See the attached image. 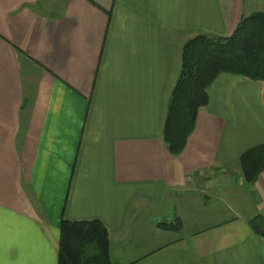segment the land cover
<instances>
[{"label": "crops", "instance_id": "1", "mask_svg": "<svg viewBox=\"0 0 264 264\" xmlns=\"http://www.w3.org/2000/svg\"><path fill=\"white\" fill-rule=\"evenodd\" d=\"M254 13L264 0H0V264H58L63 220L103 222L118 264H264V171L249 185L239 163L264 143V83L219 75L184 150L164 139L186 42Z\"/></svg>", "mask_w": 264, "mask_h": 264}, {"label": "trees", "instance_id": "2", "mask_svg": "<svg viewBox=\"0 0 264 264\" xmlns=\"http://www.w3.org/2000/svg\"><path fill=\"white\" fill-rule=\"evenodd\" d=\"M223 73L242 75L264 83V13L244 17L227 37L200 34L183 47L182 67L169 98L164 139L169 150L180 154L194 130L199 111L209 103V89ZM244 179L252 185L264 171V143L242 154ZM254 233L264 238V217L249 221ZM180 230L182 221L160 224ZM58 264H118L110 254V235L100 220L68 221L60 226Z\"/></svg>", "mask_w": 264, "mask_h": 264}, {"label": "rangeland", "instance_id": "3", "mask_svg": "<svg viewBox=\"0 0 264 264\" xmlns=\"http://www.w3.org/2000/svg\"><path fill=\"white\" fill-rule=\"evenodd\" d=\"M209 205H210V207H208V209L213 207V203H209L208 206H209ZM206 209H207V208H206ZM203 212H205V211H203ZM203 212H202V213H203Z\"/></svg>", "mask_w": 264, "mask_h": 264}]
</instances>
